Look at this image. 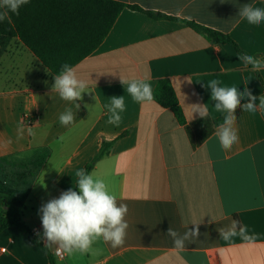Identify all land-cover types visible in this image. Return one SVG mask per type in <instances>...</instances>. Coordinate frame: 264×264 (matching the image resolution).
Here are the masks:
<instances>
[{
  "label": "crops",
  "instance_id": "1",
  "mask_svg": "<svg viewBox=\"0 0 264 264\" xmlns=\"http://www.w3.org/2000/svg\"><path fill=\"white\" fill-rule=\"evenodd\" d=\"M172 19H156L125 8L89 56L76 64L87 88L77 101H64L55 77L18 37L0 60V181L20 193L23 219L51 252L60 248L44 235L39 209L76 189V171L85 170L104 141H114L91 174L108 185L117 206L126 204L123 246L97 239L94 252L69 255L57 264H264V22L249 24L239 15L245 4L264 0H116ZM183 20L227 34L261 66L253 69L231 45L209 41ZM172 83L186 122L170 109L137 103L122 80ZM236 87L240 105L234 127L238 141L221 148L209 81ZM256 99V112L244 110ZM113 96H124L118 124L108 123ZM208 105L201 117L191 107ZM66 109L74 123L60 124ZM24 125L23 136L18 128ZM31 127L33 134H28ZM64 137V139H60ZM33 171V172H31ZM233 220L253 237L220 239L219 228ZM198 225L199 235L174 247ZM0 264H50L42 248L15 227L0 231Z\"/></svg>",
  "mask_w": 264,
  "mask_h": 264
},
{
  "label": "clouds",
  "instance_id": "2",
  "mask_svg": "<svg viewBox=\"0 0 264 264\" xmlns=\"http://www.w3.org/2000/svg\"><path fill=\"white\" fill-rule=\"evenodd\" d=\"M30 0H0V22L10 21V13L19 15L21 7L28 4ZM242 19L249 24L259 25L264 22V8L255 7L253 4H245L239 12ZM241 59L246 64H251L253 69L261 66V61L252 56H242ZM127 84L126 91L137 103H151L154 100L152 86L146 80L132 79L130 82L122 80ZM219 81H209L212 99L216 101L214 110L216 112H226L223 123L218 126L216 136L220 146L224 150H230L238 141V133L234 127L236 123L235 111L240 105V93L236 87H220ZM54 90L64 101H77L82 98V93L87 88L85 80L78 78L74 69L65 63L62 71L55 77ZM244 95L249 96L252 102L244 105V110L256 112L254 104L255 97L248 90ZM192 112H199L201 117L207 116L208 105L203 107L194 105ZM108 123L118 124L121 120V113L125 111L124 96L111 98V105L108 107ZM260 111L264 112V97H261ZM75 117L70 109H66L59 116L60 124L67 127L74 123ZM24 125L18 128V138L23 136ZM32 135L31 127L27 129ZM60 139H64L61 137ZM77 177L76 187L79 191L69 189L63 192L59 198L49 200L44 204L39 212L44 229V235L51 243H56L69 255L74 250L81 254L94 252L93 243L102 238L111 247L123 246L126 237L128 223L125 220L128 208L126 204L117 206V197L109 190L103 179L94 178L92 174H86L83 169L75 173ZM194 229L184 233L182 237L171 228L168 235L173 237L174 247L183 250L185 241L190 242L199 235L198 225ZM220 239L229 241L237 234L243 240L251 241L253 237L247 235V229L239 221L233 220L228 227L218 229Z\"/></svg>",
  "mask_w": 264,
  "mask_h": 264
},
{
  "label": "trees",
  "instance_id": "3",
  "mask_svg": "<svg viewBox=\"0 0 264 264\" xmlns=\"http://www.w3.org/2000/svg\"><path fill=\"white\" fill-rule=\"evenodd\" d=\"M125 8L145 13L156 19H172L165 14L145 10L139 6L116 0H30L21 7L19 15L10 13V21L0 22V60L11 40L18 37L54 76L67 63L74 67L94 52L113 28ZM192 30L209 41L231 45L242 56L248 54L227 34L183 20ZM154 102L170 109L179 123L186 122L177 93L168 79L158 80L154 90ZM227 115V114H226ZM223 115L214 125L223 123ZM114 141H104L99 152L85 167L91 174L97 163L110 151ZM76 191H79L76 187ZM24 202L20 193L0 181V231L15 227L28 235L30 240L43 249L50 264H57L55 253L37 239L23 219Z\"/></svg>",
  "mask_w": 264,
  "mask_h": 264
},
{
  "label": "built area",
  "instance_id": "4",
  "mask_svg": "<svg viewBox=\"0 0 264 264\" xmlns=\"http://www.w3.org/2000/svg\"><path fill=\"white\" fill-rule=\"evenodd\" d=\"M54 253L58 258H64V256H65V254L61 248L56 249Z\"/></svg>",
  "mask_w": 264,
  "mask_h": 264
},
{
  "label": "rangeland",
  "instance_id": "5",
  "mask_svg": "<svg viewBox=\"0 0 264 264\" xmlns=\"http://www.w3.org/2000/svg\"><path fill=\"white\" fill-rule=\"evenodd\" d=\"M31 172H33V171H31Z\"/></svg>",
  "mask_w": 264,
  "mask_h": 264
}]
</instances>
